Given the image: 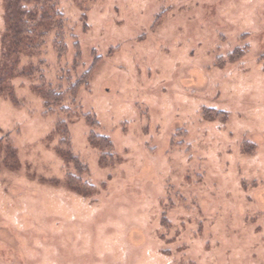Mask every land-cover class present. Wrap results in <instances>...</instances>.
Returning a JSON list of instances; mask_svg holds the SVG:
<instances>
[{
	"label": "rangeland",
	"instance_id": "rangeland-1",
	"mask_svg": "<svg viewBox=\"0 0 264 264\" xmlns=\"http://www.w3.org/2000/svg\"><path fill=\"white\" fill-rule=\"evenodd\" d=\"M58 2L67 53L51 32L22 57L39 73L10 80L17 102L0 95L18 156L0 168V264H264V0ZM4 30L0 0V58ZM97 58L68 112L46 107L40 74L68 92Z\"/></svg>",
	"mask_w": 264,
	"mask_h": 264
},
{
	"label": "trees",
	"instance_id": "trees-1",
	"mask_svg": "<svg viewBox=\"0 0 264 264\" xmlns=\"http://www.w3.org/2000/svg\"><path fill=\"white\" fill-rule=\"evenodd\" d=\"M3 4L5 30L2 35L0 58V95L10 98L16 103V96L10 80L16 76L33 79L35 72L39 73L37 69L31 71L21 69L22 57L40 56L50 33L53 31L55 33L54 44L58 54L60 57L64 56L67 53V22L60 10L58 0H3ZM75 48L74 66L78 67L81 63L82 52L78 43ZM97 62L98 58L90 69L69 87L68 92L55 88L42 74L39 75L40 84L36 85L34 90L44 99L47 108L62 106L63 110L68 112L69 107L64 106L67 95L70 94L71 97H75L81 86L89 83ZM86 118L92 128L99 127L94 115L87 113ZM57 134L60 136L57 145L58 152L64 151V159L68 163H74L78 173H82V170H86V168L71 153L69 148L71 144L70 131L65 121H60L57 124ZM90 141L102 151L109 152L114 148L109 136L97 134L95 131L91 132ZM17 164L18 156L15 147L6 137L0 136V168L4 166L13 169ZM67 178L70 187L74 189L79 190L78 187L83 185V181L74 174L69 173ZM84 186L87 190L93 189V186L88 183H85Z\"/></svg>",
	"mask_w": 264,
	"mask_h": 264
}]
</instances>
